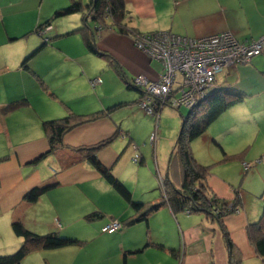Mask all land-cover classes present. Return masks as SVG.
Listing matches in <instances>:
<instances>
[{
	"label": "crops",
	"instance_id": "1",
	"mask_svg": "<svg viewBox=\"0 0 264 264\" xmlns=\"http://www.w3.org/2000/svg\"><path fill=\"white\" fill-rule=\"evenodd\" d=\"M71 1L0 0V158L7 156L0 160V213L4 219L1 222L8 223V230L15 234L12 224L20 219L35 232H65L84 240L85 246L95 237L107 242L116 238L107 248L102 247L103 254L98 259L92 253L82 252L87 246L74 245L58 249L38 248L30 252L22 264H117L120 255L123 264H128V254L133 256L141 248L135 247L139 240L120 239L118 243V238L127 236L133 226L142 223L132 226L125 223L114 232H118V236H105L102 229L111 220L122 222L134 217L136 212L132 207L128 208V201L74 148L93 145L117 134L98 153L99 159L133 190L135 199L160 201L161 195L149 188L153 186V180L148 181V185H141L138 173L141 170L131 158L138 152L142 157L140 163H144L145 155L141 149L147 144L144 141L147 136L150 141L155 118L140 107L143 90L134 85L133 79L138 75L157 79L162 69L158 61L137 47L135 37L121 31L111 18L104 21L89 19L86 24L97 37L98 49L109 54V58L92 52L86 45L78 30L85 25L81 13H75L76 16L68 20L57 19L37 32L40 23L65 2ZM125 4L128 14L124 25L142 33L169 31L199 38L230 31L241 40L264 36V0H125ZM25 60L26 66L23 65ZM102 60L107 61L106 65L117 73V80L124 83L127 90L106 97L102 93L106 89L103 81L93 85ZM75 75H80L81 80L77 81L76 88H72L70 84ZM130 89L135 94L126 92ZM216 90L238 91L242 99L240 104L232 106L237 109L236 113L232 111L235 116L226 110L215 122L227 117L231 127L244 124V140H250L252 133H264V52L254 57L250 64L235 65L221 72L211 92ZM18 99H26L27 103L10 112L2 110ZM164 108L159 112V119ZM69 112L83 115L101 112L103 116L67 132L65 148L34 163L50 147L44 122L62 118ZM154 128V131L158 129L160 138L163 133L159 130V122ZM157 140L153 144L155 148ZM262 157L258 160H264V153ZM48 182L58 184L35 202L25 200L29 190ZM208 184L220 199L230 203L235 199L236 194L228 185L220 187V180L208 181ZM142 187L149 190L145 191L150 193L149 196L138 194ZM93 212L103 213L100 217L103 219L95 222L97 219L88 218ZM158 217L162 226L169 227L167 223H170V230L176 231L177 239L166 235L157 242L178 249L179 227L174 219L179 217L168 206L151 216L153 219ZM151 218L145 225L153 229ZM253 219L244 211L224 218L231 238L242 253L243 264H263L247 235L246 226ZM210 222V226L208 223L202 226L186 224V230H190L195 238L190 241L193 250L190 255L185 252L180 263L228 264L221 228ZM70 227L78 230L69 233ZM140 229L138 234H141ZM22 240L16 235L14 244Z\"/></svg>",
	"mask_w": 264,
	"mask_h": 264
},
{
	"label": "trees",
	"instance_id": "2",
	"mask_svg": "<svg viewBox=\"0 0 264 264\" xmlns=\"http://www.w3.org/2000/svg\"><path fill=\"white\" fill-rule=\"evenodd\" d=\"M81 13L85 25L78 30L82 33L88 48L97 54L110 57L109 54L101 52L97 47V37L87 27L89 19L94 21H104L111 18L120 30L132 34L135 39L145 34L124 25L128 10L125 0H91L89 3H82L80 0H73L65 7L55 10L54 14L40 23L37 32L49 27L52 23L70 14ZM150 33V32H148ZM28 60V59H27ZM27 60L23 65L26 66ZM242 99L240 92L235 90H220L211 92L207 98L202 100L197 106L189 109V115L183 117V125L179 137L175 143L168 161L166 174L161 178L159 189L161 191L160 201H140L135 199L131 188L119 179L110 168H107L98 157V153L111 143L117 136L104 139L89 146L75 147L74 150L83 156L105 177V179L118 191L135 210L136 215L126 218L121 223L125 225H135L140 222H148L163 206H168L175 216L185 213H205L207 218L215 222L221 228L228 255V264H241L243 257L238 246L235 244L227 230L224 218L235 213L236 209L243 205V198L239 191H236L235 199L230 203L216 196L208 184L209 166L200 163L192 152L191 143L202 136L208 127L214 123L226 110L238 103ZM27 103L26 99H18L3 107L4 112H10ZM160 111L162 108H157ZM180 110V109H178ZM103 116L101 112L93 114H78L69 112L66 116L58 119H51L44 122L45 131L48 134L49 150L41 154L34 163L54 154L60 148H65L64 136L67 132L85 122L96 120ZM142 158V157H141ZM7 159V156L0 160ZM141 162V159H140ZM139 162V163H140ZM138 163V164H139ZM178 174L176 179L173 175ZM58 182L44 183L29 190L25 195V200L29 202L37 201L44 193L55 187ZM218 209V212H214ZM103 216L101 212H93L88 215L90 219H97ZM13 230L18 237L23 238L22 244L13 253L0 255V264H22L24 258L32 251L43 249H58L74 245H83L84 240L59 231H52L45 234L35 232L20 220L16 219L12 224ZM120 230V229H119ZM247 235L254 246L257 255L264 264V212L259 220L251 221L246 226ZM116 232V231H114ZM113 232V233H114ZM150 242L148 241L146 245ZM158 246L166 247L162 243ZM171 254L182 260L183 256L179 249L168 248ZM141 251V249L137 250ZM183 264V263H180ZM215 264V263H210Z\"/></svg>",
	"mask_w": 264,
	"mask_h": 264
},
{
	"label": "rangeland",
	"instance_id": "3",
	"mask_svg": "<svg viewBox=\"0 0 264 264\" xmlns=\"http://www.w3.org/2000/svg\"><path fill=\"white\" fill-rule=\"evenodd\" d=\"M82 1L84 3H88L91 0ZM68 4L69 2H65L62 7H65ZM75 16L76 14H70L62 18H64V20H68L74 18ZM106 63L107 61L105 62L102 60V65L96 70L98 72V77H101L102 81L106 85V89L102 93L107 97L117 95L118 93L127 90L126 86H124V83L117 80V73L112 71V69L106 65ZM107 71H109V73ZM79 76H73V80L70 84L72 88H76L78 83L77 81L80 82L81 76ZM99 90L101 89L99 88ZM126 92H129V94H135V91L131 89ZM240 103L241 102H238L236 104L238 105ZM236 104L233 107L237 106ZM232 111L236 113L237 109L232 107L228 109V112L235 116ZM188 115L189 109L186 107H182L180 110H178L176 108L165 106L162 111V116L159 119V130L163 134H160V138L158 136L156 148L153 146V143L148 140V136L146 139H144V141L147 143L144 145V147L142 145L143 143H140L142 145L141 152L145 155V161L142 164H138V169L141 170L138 173L140 174L141 185L147 184L150 180L154 181L153 186L149 187L152 192H157L161 195V191L159 189L160 181L161 178H163L166 174V170L164 172L163 168H167L166 164H168L171 152L173 151L175 143L182 129L183 117ZM229 120L230 118L225 117L223 120L217 121L210 125L202 136L195 139L191 143L192 152L200 163L209 166L210 174L208 175V181L212 182L213 180H220V187L228 185L231 192H234L235 194H237L236 191H239L243 198V205L240 206V211L246 212L249 217H252L257 221L264 212V164H262L264 163V160L261 159L262 161L260 162L255 161L260 159L264 153V133H252V138L250 140H244L242 138L243 131L245 130L244 124L240 123L239 125L236 124L235 127H231ZM153 121L154 124L152 132L155 129V125L157 126V118L155 117ZM250 121H246L245 123H249ZM252 124H255L254 120L252 121ZM257 137L259 138L256 141ZM245 163H253L252 167L247 171L244 169ZM177 175L178 174H174L172 176L173 179H176ZM145 187H142V190L139 188V195L149 196L150 193L145 192L149 190H144ZM128 206V208L131 207L130 204ZM177 216L179 217L178 220H174L179 227L178 249L184 257L186 256L184 254L185 252L190 255L191 251L193 250L191 249L192 244L190 241L195 238V235L189 232L190 230H186V224H198L202 226V224L208 223L207 226H210L211 220L209 219L210 221H208L206 219L207 216L205 213L188 214L182 212ZM101 219L103 218H97V220L94 221L99 222ZM254 219L252 221H254ZM3 220L2 214L0 213V222ZM151 221L154 222L153 229L147 228L145 225L146 222L143 221L140 222L142 225H138L140 227L137 225L133 226L127 236L118 238V243H120V239L127 241L133 238L135 239V242H137L136 240H139V244L135 247H141V251L133 253V256L132 254H128V264H179L181 259L173 256L167 246L161 247L157 245V243H159L157 242L159 241L158 239L161 237L163 238V236L166 235L167 237H173L174 239H177L176 231L170 230V223H167L169 224V227L162 226V221L159 217L157 219L151 218ZM8 225V223L1 224L0 255L13 253L23 242L22 240L21 243L18 242L17 245L14 244L16 235L13 233V231L8 230ZM138 228H141V234H138ZM67 230L69 233H74V231L78 229L70 227ZM99 230L101 231V228H99ZM104 234H106L105 236L111 237L119 235L118 232L111 235L107 232ZM153 237L156 240H154ZM114 239L107 242L103 239H98L95 237L92 239L90 245H86L87 247L85 244H83V246L87 249L82 252L92 253L94 256H96L95 259H98L102 257L100 256L103 254L102 249L107 248L110 242H114ZM148 241L150 243L146 245ZM116 263L123 264L122 255L119 256ZM241 264H243V262Z\"/></svg>",
	"mask_w": 264,
	"mask_h": 264
},
{
	"label": "built area",
	"instance_id": "4",
	"mask_svg": "<svg viewBox=\"0 0 264 264\" xmlns=\"http://www.w3.org/2000/svg\"><path fill=\"white\" fill-rule=\"evenodd\" d=\"M135 40L139 49L161 65L157 79L144 75L133 79L134 85L143 90L140 107L146 114L156 117L157 124L160 116L157 108H194L211 93L221 72L235 65L250 64L255 56L264 52V36L241 40L230 31L199 38L157 31L145 33ZM101 82L99 77L92 81L94 86ZM157 131L156 128L150 136L153 144L158 139ZM140 159L141 154L137 152L133 161L139 163ZM251 167L252 164H244L246 171ZM238 212L240 208L235 211ZM121 228L122 223L113 220L102 231L113 233Z\"/></svg>",
	"mask_w": 264,
	"mask_h": 264
},
{
	"label": "clouds",
	"instance_id": "5",
	"mask_svg": "<svg viewBox=\"0 0 264 264\" xmlns=\"http://www.w3.org/2000/svg\"><path fill=\"white\" fill-rule=\"evenodd\" d=\"M256 57V56H255ZM164 108V107H163Z\"/></svg>",
	"mask_w": 264,
	"mask_h": 264
}]
</instances>
